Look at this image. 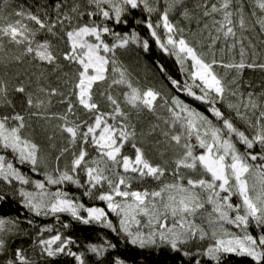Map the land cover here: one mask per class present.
<instances>
[{
	"label": "snow or ice",
	"instance_id": "obj_1",
	"mask_svg": "<svg viewBox=\"0 0 264 264\" xmlns=\"http://www.w3.org/2000/svg\"><path fill=\"white\" fill-rule=\"evenodd\" d=\"M12 4L0 0V210L21 211L0 214V264H264V89L242 83L264 70V0ZM153 43L179 74L157 61L166 91L121 58ZM73 222L116 242L82 250Z\"/></svg>",
	"mask_w": 264,
	"mask_h": 264
},
{
	"label": "trees",
	"instance_id": "obj_2",
	"mask_svg": "<svg viewBox=\"0 0 264 264\" xmlns=\"http://www.w3.org/2000/svg\"><path fill=\"white\" fill-rule=\"evenodd\" d=\"M45 3V0H13L12 7H18L19 5H24L25 7L29 8L32 11H38L40 7ZM42 15V13H41ZM121 58L125 62L126 66L128 67L129 71L133 74V78L139 80L141 85L146 86H155L157 88L164 89L166 91L165 85H167L166 80H162L161 77L157 73L156 63L157 61L166 64L169 67V70L172 75L178 76L177 67L174 64V61L166 56H164L158 48H156L155 44L153 43L152 49L148 54L143 53H137V51H128L121 54ZM65 70H68L67 68ZM52 83L55 86L57 83L56 75H53L51 77ZM242 83L247 87V85L251 84L257 92H259L261 89H264V70L261 69H244L242 74ZM59 98L53 99V107L51 108V111H62L63 105L57 103V100ZM163 111V110H161ZM149 117H143L141 118L140 123L142 125L147 124V120ZM42 123V122H41ZM52 124H55V121L52 122ZM48 127H51L50 125H46ZM38 139L43 141L45 137L43 134H40L38 136ZM153 156H156V153L153 152ZM73 192H76L77 190L75 188L71 189ZM99 203V202H97ZM21 211L18 209L17 205H12L11 207H5L4 209L0 210V214H7L11 216H15L18 214V212ZM27 215V213H25ZM23 219V217H21ZM38 219V222L40 223H53L52 220L47 221H41ZM65 220H68L70 218L64 217ZM115 219V218H113ZM66 234H70L73 236L74 239L77 240L78 244L81 246L82 250L86 251V245L89 243H100L101 242V236L106 235L109 239H111L114 243L116 242V237L114 234L110 233L106 229H101L97 226L93 227H85L79 224H76L73 222V226L71 229L66 230ZM23 242L25 246H27L30 243L29 237H22L20 240H17L16 243ZM119 253H121L123 256H129L130 253L134 252L135 250H132L125 245L121 244L119 245L118 249L116 250ZM88 258L93 262V264H96V258L93 257L91 254H88ZM108 255L106 254L103 259L105 261L108 260ZM150 260H164L167 261V255L163 256H150ZM233 261V264H247L246 258H231ZM55 264H73L71 258L69 257H59L57 258V261ZM170 264V262H169Z\"/></svg>",
	"mask_w": 264,
	"mask_h": 264
}]
</instances>
